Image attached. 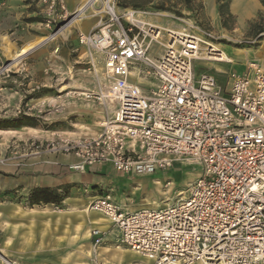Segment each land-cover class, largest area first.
Listing matches in <instances>:
<instances>
[{
  "label": "built area",
  "instance_id": "1",
  "mask_svg": "<svg viewBox=\"0 0 264 264\" xmlns=\"http://www.w3.org/2000/svg\"><path fill=\"white\" fill-rule=\"evenodd\" d=\"M41 2L46 27L56 9L63 23L58 31L74 15L67 18L63 0ZM106 4L107 18L80 31L77 42L91 63L93 53L101 55L102 94L114 111L97 134L49 151L76 156L68 165L75 171L110 164L121 175L140 176L175 163L199 167L171 203L127 211L105 194L88 209L110 221L120 244L153 264H264V66L247 61L223 90L213 75L194 73L197 53L206 61L220 56L212 32L190 24L177 34L143 23V11L115 12ZM145 76L151 79L146 91L139 81ZM90 234L99 246L105 232Z\"/></svg>",
  "mask_w": 264,
  "mask_h": 264
},
{
  "label": "rangeland",
  "instance_id": "2",
  "mask_svg": "<svg viewBox=\"0 0 264 264\" xmlns=\"http://www.w3.org/2000/svg\"><path fill=\"white\" fill-rule=\"evenodd\" d=\"M63 1L67 18L74 14L71 21L81 0H71V4L67 0ZM106 1L97 0L94 3V9L89 7L86 10L87 15L98 11V14L92 18L72 25H68L69 21L61 31H58L63 24L59 19L61 11L56 9L50 15L52 22L49 27H46L44 20L48 18V15L45 14L46 5L42 4L41 0H31V3L21 0L17 11L11 9V11L0 12V69L12 63L14 55L20 48L41 39L46 40L43 45L40 44L33 49L34 51L31 50V53L19 57L18 64L0 72V119L16 116L21 121L24 120L21 119L23 116L33 119L31 126L0 128V167L13 163L22 164L35 156L57 155L60 152L49 150L67 141L97 134L104 119L112 116L114 111L111 109L112 101L104 98L102 94V92L106 93L107 82L100 69L102 57L93 53L95 60L91 63L88 50L77 44V35L80 31L87 32L86 30L92 29L98 20L107 18L104 8ZM111 2L116 11L124 8L143 11L144 14L141 16L159 23V27L164 29L178 31L184 27L188 31L190 25L184 24L188 22L208 30L218 37L215 42L221 43L220 48L233 59L243 60L244 58L238 55L236 53L238 49L234 48L249 49L250 59L257 62L259 61L257 56L264 55V47L257 48L264 41V32L254 37L250 32V26L241 35L231 32L234 25L233 18L226 20L223 27L220 16L218 25H210L203 16L202 3L199 1L193 0L190 7L183 0H111ZM224 2L225 0L222 1ZM157 6H162L163 9H158ZM144 17L141 19L147 23ZM222 28L227 32L222 31ZM55 30L59 34L57 33L58 35H55L52 40H48L49 35ZM160 49L158 43L152 44L153 54H159ZM231 49L232 51L229 52ZM193 66L196 76L202 73L213 75L217 85L223 90L228 87L231 74L239 73L244 69L241 65L232 66V68L229 64L220 61L212 63L201 59L194 60ZM143 81L149 84L151 79L145 76ZM80 93H87L89 96ZM18 123L19 121H16L13 124ZM28 128L33 130L29 132ZM197 172L199 167L181 166L180 168V164H176L171 170H156L145 177L142 184L146 187V192L138 200L144 202L145 207H160L171 203L183 194L186 185ZM167 183L170 184L167 185ZM87 190V193H84L88 195L92 189ZM71 191L72 189L69 188L68 196ZM89 202L86 203L87 208ZM53 205L55 210L68 212L70 208L64 204V200ZM29 207L32 208V205ZM91 244L89 255L92 257L93 264H103L105 261L107 264H114L116 259L109 248L104 250V254L98 253L107 245V242L102 241L99 246ZM135 256L134 261L129 258L117 264H153L152 261L146 263L145 257L137 254ZM3 260L0 254V264H5Z\"/></svg>",
  "mask_w": 264,
  "mask_h": 264
},
{
  "label": "crops",
  "instance_id": "3",
  "mask_svg": "<svg viewBox=\"0 0 264 264\" xmlns=\"http://www.w3.org/2000/svg\"><path fill=\"white\" fill-rule=\"evenodd\" d=\"M196 1L202 3L205 20L210 25H218L217 0ZM18 4H21V0H0V12L11 9L17 11ZM227 10L234 20L231 32L240 35L259 17L264 20V7L260 0H228ZM144 18L147 22L159 25L146 16ZM221 30L227 32L224 28ZM263 45L264 41L257 48L264 47ZM234 49L241 51L238 55L244 56L243 60L233 59L225 54L231 62L221 63L231 67L241 65L244 69L239 74H242L246 70L247 61L251 60L248 55L251 53L248 52L249 49ZM231 51L232 49L229 50ZM254 55L257 56L255 52ZM257 58L258 63L264 66V55ZM139 81L146 91L148 83L143 79ZM149 84L151 85L150 81ZM77 161L78 158L72 154L59 153L35 156L22 164L13 163L0 167V251L5 256L17 264H93L89 255L93 243L90 231L97 228L106 231L103 242H107L99 254H104V250L109 248L116 259L114 264L129 258L134 261L136 254L121 247L118 233L110 221L99 212L89 210L86 203L108 194L123 210L135 211L145 207L144 202L138 199L146 192L142 182L147 175H121L110 164L86 166L84 171L68 168V165ZM181 166L180 164V168ZM63 185H70L72 189L64 199V204L70 207L68 212L55 210L53 204L42 203L29 207L28 195L32 189L58 188ZM88 188L92 190L87 195L85 193Z\"/></svg>",
  "mask_w": 264,
  "mask_h": 264
},
{
  "label": "trees",
  "instance_id": "4",
  "mask_svg": "<svg viewBox=\"0 0 264 264\" xmlns=\"http://www.w3.org/2000/svg\"><path fill=\"white\" fill-rule=\"evenodd\" d=\"M26 3H31V0H23ZM193 0H183L187 6H191ZM222 0H217L218 5V14L221 17V24L224 27L226 20L231 19V15L227 10L228 0H225L224 3H220ZM261 4L264 7V0H260ZM123 5V4H121ZM158 9H163L162 6H157ZM250 32L254 37H258V34L264 32V22L260 17L257 21L251 23ZM260 40V38H258ZM31 98V96H26V98ZM21 121L18 116L9 118V119H0V128H14L19 126H31L33 119L28 116H23ZM19 121L18 124H13L14 122ZM70 185H63L58 188H34L28 195V201L30 205L34 204H59L68 196V191Z\"/></svg>",
  "mask_w": 264,
  "mask_h": 264
},
{
  "label": "bare ground",
  "instance_id": "5",
  "mask_svg": "<svg viewBox=\"0 0 264 264\" xmlns=\"http://www.w3.org/2000/svg\"><path fill=\"white\" fill-rule=\"evenodd\" d=\"M67 1H69V3L71 4V0H67ZM97 0H81L79 3H78V5H77V10H76V14H75V16H74V18L68 23V25H72V24H75V23H80V22H83L84 20H86V19H88V18H92L93 16H95L96 14H98V11H94L93 12V14H91V15H87V13H86V10L90 7V8H92V9H94L93 8V6H94V3L96 2ZM107 1H111V0H107ZM106 1V2H107ZM106 2L104 3V8L106 9V12L108 11V12H110L111 11V9L107 6V4H106ZM112 9L113 10H115V6L114 5H112ZM115 12H117L116 10H115ZM99 21V20H98ZM98 21L96 22V23H98ZM143 21V20H142ZM143 23H146L145 21H143ZM148 24H152V25H155V26H160V25H156V24H154V23H151V22H147ZM186 24H188V25H190V23H188V22H185ZM93 27V26H92ZM168 29V28H167ZM65 32V31H64ZM178 33L177 34H180L179 32H181V30H178L177 31ZM59 34V33H58ZM58 34H56V35H58ZM55 36V35H51V37L48 39V40H52L53 39V37ZM181 36H186V35H184L183 33H181ZM45 39H41V40H38V41H35V42H33V43H30V44H28V45H26V46H24V47H22V48H20L17 52H16V54L14 55V58H13V61H12V63H10L8 66H6V68L7 67H10V66H13V65H16V64H18L19 63V57H22V56H25V55H27L31 50H33V49H36V47L37 46H39L40 44H44L45 43ZM214 48L217 50V51H219V58L218 59H216V61L218 60V61H222V62H231L230 60H229V58H227L226 57V55H225V53H224V51L220 48V45L217 43L215 46H214ZM34 51V50H33ZM241 53V51H237L236 53ZM31 53V52H30ZM195 59H208L203 53H201V54H196L195 55ZM209 60V59H208ZM5 67L3 68V69H0V72L1 71H3L4 69H6ZM100 69H102V66H100ZM80 94H82V95H84V96H89V94H87V93H80ZM111 109H113V107L111 108ZM29 130V132L32 130V129H28ZM170 183H168V185H169ZM107 219V218H106ZM99 230H101V229H99ZM102 231H104V232H106L105 230H102ZM131 251V250H130ZM133 252V251H132ZM135 253V252H134ZM0 254L2 255V257L4 258V263L5 264H17L15 261H11L9 258H7L1 251H0ZM135 254H137V253H135ZM137 255H139V254H137ZM139 256H141V255H139ZM146 263H150V261L149 260H144Z\"/></svg>",
  "mask_w": 264,
  "mask_h": 264
}]
</instances>
